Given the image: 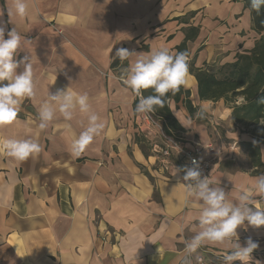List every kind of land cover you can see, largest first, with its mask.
Returning <instances> with one entry per match:
<instances>
[{"label":"crops","instance_id":"obj_1","mask_svg":"<svg viewBox=\"0 0 264 264\" xmlns=\"http://www.w3.org/2000/svg\"><path fill=\"white\" fill-rule=\"evenodd\" d=\"M27 3L24 17L13 11L10 18L14 0H0V25L21 34L15 59L32 62L35 90L22 100L16 121L0 127V140L31 139L41 151L20 163L0 153V264H198L199 259L222 264V253L249 237L259 244L251 264H264V227L247 222L237 230L239 238L185 251L198 230V206L183 184L173 188L179 159L162 158L158 130L139 119L138 98L120 80L129 62L113 59L120 47L176 53L186 30L199 27L197 38L187 43L188 61L194 59L196 68L233 63L260 38L244 0ZM22 70L21 65L17 71ZM67 86L88 94L105 125L79 157L71 155L70 144L85 117L77 112L72 121L58 116L46 129L38 126V109L49 91ZM183 87L197 111L189 113L185 95L168 101L179 124L175 134L188 148L215 147L221 158L214 162L211 183L235 200L264 174V132L233 121L242 97L235 103L201 100L189 70ZM201 109L203 119L196 116ZM255 198L264 207V197Z\"/></svg>","mask_w":264,"mask_h":264},{"label":"clouds","instance_id":"obj_2","mask_svg":"<svg viewBox=\"0 0 264 264\" xmlns=\"http://www.w3.org/2000/svg\"><path fill=\"white\" fill-rule=\"evenodd\" d=\"M28 9L27 0H14L13 10L7 12L10 18L13 11L16 16L24 17ZM262 9L264 0H250L251 11L259 14ZM21 39L16 27L7 31L6 26L0 25V127L12 125L18 117L22 100L35 94L32 62L28 57L20 61L15 59L21 49ZM113 59H118L121 65L125 61L129 62L123 68L120 80L125 90H130L138 98L134 109L137 115L151 113L157 106L162 107L164 98L186 83L187 51L171 53L167 48L160 47L145 53L120 47L115 50ZM21 65L23 70L18 72ZM149 90L152 94L144 95ZM258 102L264 104V96ZM77 112L86 118V124L78 138L73 139L70 144L73 157H79L105 127L101 117L92 111L88 94L77 93L71 86L57 88L54 92L49 91L47 100L38 109V126L41 130L46 129L58 116L66 122L72 121ZM205 113L206 109H201L196 116L203 119ZM65 127L71 131L70 124ZM253 143L258 142L253 140ZM40 151V145L31 139L0 140V153L17 163ZM181 172L183 175L179 176L178 173ZM175 176L177 183L173 188L183 184L187 195L193 198L199 209L196 225L198 230L186 242L187 253H194L205 244L221 245L239 238L237 230L245 222L254 228L264 227V207L255 198L264 197V174L255 177L254 188L242 191L235 200L229 198L230 194L224 188L212 184L209 176L203 175L200 162L195 158L192 159L191 166L176 168ZM258 247L259 244L251 237L244 245L238 239V242L230 245L229 251L222 253V264H251L252 254Z\"/></svg>","mask_w":264,"mask_h":264},{"label":"trees","instance_id":"obj_3","mask_svg":"<svg viewBox=\"0 0 264 264\" xmlns=\"http://www.w3.org/2000/svg\"><path fill=\"white\" fill-rule=\"evenodd\" d=\"M245 6L250 10V0H244ZM251 11V10H250ZM253 29L260 35L255 47L248 52L239 53L233 63L212 66L207 68H196L194 59L188 61V70L195 76L198 82V93L201 100L218 101L225 99L227 102L235 103L237 98L242 97L244 102L233 107L232 119L236 124L255 125L257 132H264V104L259 103L261 96H264V9L258 14L251 11ZM199 27H191L186 30L185 42L177 48L178 52L187 51L189 41H194L199 35ZM152 91L145 92L150 95ZM185 95L186 107L189 113L194 116L197 109L189 100L190 91L184 89L183 85L175 93H169L164 98L162 107L157 106L155 112L166 122L164 130L167 134H175L179 130V124L174 118L168 101L173 99L176 102ZM137 104V103H136ZM264 139V136H260Z\"/></svg>","mask_w":264,"mask_h":264},{"label":"built area","instance_id":"obj_4","mask_svg":"<svg viewBox=\"0 0 264 264\" xmlns=\"http://www.w3.org/2000/svg\"><path fill=\"white\" fill-rule=\"evenodd\" d=\"M138 117L142 122H146L158 130V134L161 136L162 140V158L168 159L173 155H176L179 159L177 165L179 168L191 166V161L195 158L200 162L203 175L209 176L211 182V170L214 167V162L216 159L221 158V156L216 154V149L212 144L204 146L200 143H195L193 148H188L180 138H177L174 135V133L167 134L165 132L164 127L166 122L162 117L157 115L155 111L148 114L138 115ZM198 264L209 263L204 259H199Z\"/></svg>","mask_w":264,"mask_h":264},{"label":"rangeland","instance_id":"obj_5","mask_svg":"<svg viewBox=\"0 0 264 264\" xmlns=\"http://www.w3.org/2000/svg\"><path fill=\"white\" fill-rule=\"evenodd\" d=\"M261 124H262V125H264V121H263V122H261ZM263 127H264V126H263Z\"/></svg>","mask_w":264,"mask_h":264}]
</instances>
